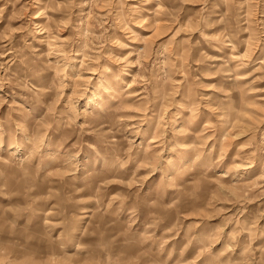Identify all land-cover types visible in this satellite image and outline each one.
I'll list each match as a JSON object with an SVG mask.
<instances>
[{"label": "clouds", "instance_id": "obj_1", "mask_svg": "<svg viewBox=\"0 0 264 264\" xmlns=\"http://www.w3.org/2000/svg\"><path fill=\"white\" fill-rule=\"evenodd\" d=\"M0 264H264V0H0Z\"/></svg>", "mask_w": 264, "mask_h": 264}]
</instances>
